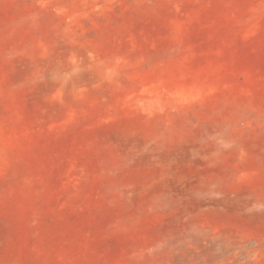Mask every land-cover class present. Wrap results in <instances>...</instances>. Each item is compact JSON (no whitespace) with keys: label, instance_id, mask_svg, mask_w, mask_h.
Here are the masks:
<instances>
[{"label":"rangeland","instance_id":"1","mask_svg":"<svg viewBox=\"0 0 264 264\" xmlns=\"http://www.w3.org/2000/svg\"><path fill=\"white\" fill-rule=\"evenodd\" d=\"M0 264H264V0H0Z\"/></svg>","mask_w":264,"mask_h":264}]
</instances>
